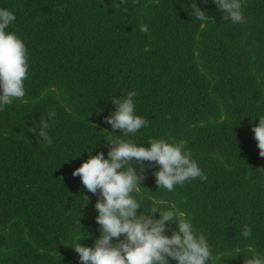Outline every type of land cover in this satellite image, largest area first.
Here are the masks:
<instances>
[{
	"label": "trees",
	"instance_id": "obj_1",
	"mask_svg": "<svg viewBox=\"0 0 264 264\" xmlns=\"http://www.w3.org/2000/svg\"><path fill=\"white\" fill-rule=\"evenodd\" d=\"M241 3L244 23L232 24L210 0H0L29 62L25 97L0 111V264H80L71 247L99 238L97 196L72 172L89 155L107 158L116 135L183 142L206 176L168 192L145 161L134 193L143 210L163 200L183 211L209 264L264 257V157L251 131L264 118V0ZM129 91L149 124L124 137L104 117ZM50 111L46 145L37 132Z\"/></svg>",
	"mask_w": 264,
	"mask_h": 264
},
{
	"label": "clouds",
	"instance_id": "obj_2",
	"mask_svg": "<svg viewBox=\"0 0 264 264\" xmlns=\"http://www.w3.org/2000/svg\"><path fill=\"white\" fill-rule=\"evenodd\" d=\"M210 3L222 13L223 20L232 24L244 23L241 0H210ZM191 11L201 26L208 22L209 15L196 4ZM15 19L14 13L0 8V111L26 95L27 48L17 35L8 31ZM141 31L147 32V26H142ZM135 96V91H129L124 96L113 98L111 102L115 110L104 117V123L113 130L119 129L124 137L135 136L149 124L136 114ZM55 117V111H50L40 122L37 134L46 145L53 143L48 129L49 122H54ZM251 131L257 142L258 154L264 157V118H258V124ZM147 142L148 147L137 146L132 139H121L116 135V139L109 143L107 158L102 152H97L73 170L72 176L79 177L86 191L97 196L95 222L100 233L91 247L79 243L82 236L71 247L78 254L80 264H209L212 260L205 235L195 229L183 211L174 205L162 207L166 203L163 200L145 211L134 195L140 191V171H143L145 161L158 166L154 172L157 189L171 192L187 181L206 179L183 142H169L164 138ZM134 164L140 166L139 171ZM82 203L87 207L88 196L82 197ZM138 209L143 211L138 214ZM154 213L159 214L158 218H153ZM169 224L175 228H169ZM241 236L245 239L252 236L250 226H243ZM247 264H264V257L254 254Z\"/></svg>",
	"mask_w": 264,
	"mask_h": 264
}]
</instances>
